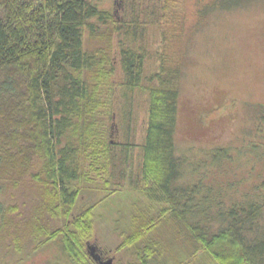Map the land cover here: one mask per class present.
Listing matches in <instances>:
<instances>
[{
  "label": "trees",
  "instance_id": "trees-1",
  "mask_svg": "<svg viewBox=\"0 0 264 264\" xmlns=\"http://www.w3.org/2000/svg\"><path fill=\"white\" fill-rule=\"evenodd\" d=\"M132 1L124 0L122 8L127 10ZM177 1L155 0L152 15L165 10L155 16L157 24L159 18L171 17ZM128 14L117 21L94 0H0V250L18 261L28 247L35 253L53 244L70 264H96L86 250L95 233L93 207L81 202L92 187L82 189L87 178L77 163L72 165L74 153L81 150L77 119L86 115L97 63L112 67L115 39L124 89L142 86L147 53L130 43H139L144 22ZM162 42L159 71L149 80L157 85L143 88L149 106L140 165L142 179L150 184L147 201L159 210L152 216L149 204L136 207L128 228L114 231L119 241L111 252L130 251L128 264H190L191 249L216 264H264V226L257 224L264 182L227 205L223 193L231 182L207 183V177L215 179L212 167L219 170L230 158L224 148L215 147L206 158L213 161L211 169L192 186L178 184L183 170L174 143L178 91L176 78L168 79L170 73L164 77V64L173 54L166 39ZM124 149L130 152L129 144ZM255 149L251 143L250 151ZM240 154L245 152L238 149ZM167 216L185 227L184 244L161 236L160 220L168 225ZM212 218L219 225L208 236L205 222Z\"/></svg>",
  "mask_w": 264,
  "mask_h": 264
},
{
  "label": "rangeland",
  "instance_id": "rangeland-1",
  "mask_svg": "<svg viewBox=\"0 0 264 264\" xmlns=\"http://www.w3.org/2000/svg\"><path fill=\"white\" fill-rule=\"evenodd\" d=\"M94 2L112 12L117 21L129 13V17L141 16L138 20L144 22L139 43H130L132 47H144L147 53L142 86L133 92L124 89L115 39L112 67L104 62L95 67L97 75L85 105L86 115L77 119L76 141L81 150L78 155L74 153L76 162L72 160L80 175L87 178V182H81L82 189L92 187L81 199L93 207L95 233L88 244L98 249L101 258H112V264H128L130 251L111 252L119 241L114 231L128 228L136 207L149 204L152 216L159 210L147 201L145 193L150 184L142 179L140 165L149 106L148 92L143 88L157 85L149 80L159 71L162 40L170 45V57L173 54L164 64V77L170 73L168 79L176 78L178 91L174 143L175 155L183 160L178 184L184 187L197 183L201 172L211 169L213 161L206 158L215 147L224 148L230 158L222 161L219 170L212 167L215 179L207 177V183L213 185L222 179L231 182V189L223 193L227 205L251 190H259L258 184L264 182V0H178L171 17L159 18L160 24L155 16L160 17L165 10L160 8L153 16L151 5L155 0H142L143 5L139 0L132 1L127 10L122 8L124 0ZM251 143L255 150L250 151ZM124 144H129L130 152L125 151ZM238 149L245 152V157L237 155ZM167 217L168 225L165 218L160 220L161 236L167 235L170 243L178 244L185 236V227ZM211 220L205 222L208 236L219 225ZM257 221L264 226V209ZM30 249L24 250L20 261L0 250V264H70L53 244L43 245L35 253ZM191 250L190 264H216L206 253L197 255Z\"/></svg>",
  "mask_w": 264,
  "mask_h": 264
},
{
  "label": "water",
  "instance_id": "water-1",
  "mask_svg": "<svg viewBox=\"0 0 264 264\" xmlns=\"http://www.w3.org/2000/svg\"><path fill=\"white\" fill-rule=\"evenodd\" d=\"M86 250H87V253H89L92 260L96 264H112L113 263L112 258H107V259L101 258V256L97 253L96 247L91 244L86 245Z\"/></svg>",
  "mask_w": 264,
  "mask_h": 264
}]
</instances>
